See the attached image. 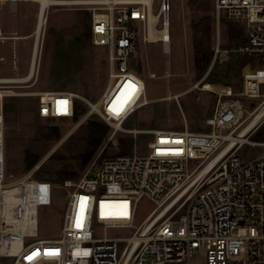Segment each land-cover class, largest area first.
Here are the masks:
<instances>
[{
    "label": "built area",
    "instance_id": "obj_1",
    "mask_svg": "<svg viewBox=\"0 0 264 264\" xmlns=\"http://www.w3.org/2000/svg\"><path fill=\"white\" fill-rule=\"evenodd\" d=\"M154 1L91 0L79 5L90 12L92 45L107 50L110 65V84L99 101L86 102L88 114L110 127L108 141L118 132L152 136L146 155L134 150L100 161L97 156L79 176L65 177L71 167L58 165L52 151L22 178L4 182L0 107V258H11V264H190L192 254L203 252L206 264H264V140H249L264 123V93L259 91L264 84V0L213 2L217 18L242 21L245 31L244 41L234 49H221L217 43L214 56L234 52L257 57L259 66L243 74L238 92L230 86L209 90L217 99L205 120L207 132H192L186 126L183 130L123 127L149 103L144 81L130 70L138 44L159 42L167 52L170 43V0H159L155 12ZM149 12L154 21L150 22ZM150 26L163 31L161 39L148 38ZM4 39L0 31V41ZM29 74L27 68L23 76ZM9 84L13 83H0V89L11 88ZM6 96L7 91H0V100ZM77 97L69 91H40L37 115L45 120L70 119ZM241 99L250 102V111ZM93 136L95 129L88 125L62 145L72 164L79 155L74 158L69 146L79 138L74 151L80 154L91 146V158L99 147ZM244 144L258 145L262 152L242 161L237 152ZM58 189L65 201L60 222L54 236L41 237L40 209L52 205ZM143 197L155 207L135 226L137 203ZM99 227L133 232L127 237H97ZM47 249L59 253L45 255ZM37 250L38 256L26 259Z\"/></svg>",
    "mask_w": 264,
    "mask_h": 264
},
{
    "label": "rangeland",
    "instance_id": "obj_2",
    "mask_svg": "<svg viewBox=\"0 0 264 264\" xmlns=\"http://www.w3.org/2000/svg\"><path fill=\"white\" fill-rule=\"evenodd\" d=\"M214 0H170V43L164 52L159 42L138 44L130 59V70L145 83V98L149 103L137 110L123 124L128 129L183 130L207 132L206 118L213 113L216 95L202 87L230 86L240 91L243 74L259 66L257 57H247L234 52L214 56L218 43L221 49H234L245 39L244 23L219 18L213 9ZM159 0H155V12ZM38 3L33 1L1 2L0 31L5 38L0 41V78H15L26 74L37 22ZM90 12L77 5L52 6L46 12L39 43L38 75L30 82L9 84L8 96L0 100L4 113L3 159L5 181L22 178L29 168L52 151L56 163L71 167L65 177L79 176L90 162L102 158L130 155L135 150L146 155V144L152 140L148 134L133 136L118 132L108 141L111 129L95 115H89L86 102L99 101L109 82L108 52L91 42ZM236 32V33H235ZM238 32V33H237ZM199 41L211 54L204 71L195 68L194 42ZM37 67V63H36ZM12 83V82H11ZM2 86V85H0ZM40 91H69L75 99L74 116L70 119H41L37 115V94ZM264 93V84L259 87ZM175 96H177L175 98ZM250 111V102L241 99ZM95 129L93 139L98 148L91 158V146L79 154L75 147L79 138L69 146L74 158L72 164L61 149L81 129ZM223 133H226L223 132ZM250 141L264 140V123L249 136ZM92 144V143H91ZM128 146V147H127ZM73 147V148H72ZM77 149V148H76ZM81 149V148H80ZM262 152L258 145L244 144L237 152L242 161H248ZM88 161H85L87 160ZM30 165V166H29ZM64 192L56 190L52 205L40 209V226L44 236H54L64 208ZM155 204L143 197L137 203L135 226L154 209ZM131 229L99 227L97 237L114 238L130 236ZM11 258H0V264H11ZM190 264H206L203 252L191 255Z\"/></svg>",
    "mask_w": 264,
    "mask_h": 264
},
{
    "label": "bare ground",
    "instance_id": "obj_3",
    "mask_svg": "<svg viewBox=\"0 0 264 264\" xmlns=\"http://www.w3.org/2000/svg\"><path fill=\"white\" fill-rule=\"evenodd\" d=\"M17 2V1H33L38 3V12H37V22H36V28L34 31V41H33V45L31 48V56H30V64L28 66V70H30V74L27 75V77L23 76V77H17V78H13L10 80H3V79H7V78H0V83H13V82H20V83H25V82H30L31 80L34 79V75L36 72V63H37V58H38V48H39V43H40V36H41V32H42V27L43 24L45 22V17H46V12L47 10L52 7V6H68V5H85V4H91L92 2H90L91 0H0L1 2ZM148 2H150V0H148ZM156 18L155 16L149 12V20L154 21ZM163 32V31H162ZM160 31H157L156 28H153L152 26L149 27L148 29V33L147 36L150 40H157V39H161V33ZM164 32L168 33V29H165ZM165 37H167V35H164ZM212 87L205 85L204 87H202L203 90H210ZM177 96H175L176 98ZM253 123V122H252ZM251 123V124H252ZM251 124L245 128L242 132V134L247 131L249 129V127L251 126ZM241 134V136H242ZM232 142L235 140V138H231ZM232 146V144L228 145L227 148H230Z\"/></svg>",
    "mask_w": 264,
    "mask_h": 264
},
{
    "label": "trees",
    "instance_id": "obj_4",
    "mask_svg": "<svg viewBox=\"0 0 264 264\" xmlns=\"http://www.w3.org/2000/svg\"><path fill=\"white\" fill-rule=\"evenodd\" d=\"M194 50H195V59H194L195 68L198 71L202 72L207 67V65L210 61L211 54L207 53L206 47L202 43H200L199 41L194 42ZM128 149H130V143H129ZM128 149H125V152L123 153V155L128 152Z\"/></svg>",
    "mask_w": 264,
    "mask_h": 264
},
{
    "label": "snow or ice",
    "instance_id": "obj_5",
    "mask_svg": "<svg viewBox=\"0 0 264 264\" xmlns=\"http://www.w3.org/2000/svg\"><path fill=\"white\" fill-rule=\"evenodd\" d=\"M131 87L134 88L135 86L131 85ZM63 103H66V102H63ZM76 227L77 228L81 227V223H80L79 218L77 219ZM58 253H59L58 249H47L44 252L45 255H58ZM38 255H39V250H37L36 252L32 253L29 257H26V259L31 260V259H33L34 257H36Z\"/></svg>",
    "mask_w": 264,
    "mask_h": 264
},
{
    "label": "crops",
    "instance_id": "obj_6",
    "mask_svg": "<svg viewBox=\"0 0 264 264\" xmlns=\"http://www.w3.org/2000/svg\"><path fill=\"white\" fill-rule=\"evenodd\" d=\"M13 2V1H12ZM36 17H37V14H36ZM35 28H36V25H35ZM34 31H35V29H34ZM33 35H34V33H33ZM29 64H30V62H29Z\"/></svg>",
    "mask_w": 264,
    "mask_h": 264
}]
</instances>
